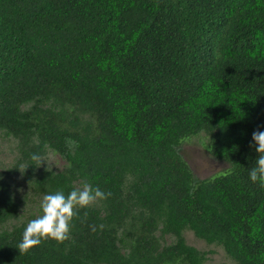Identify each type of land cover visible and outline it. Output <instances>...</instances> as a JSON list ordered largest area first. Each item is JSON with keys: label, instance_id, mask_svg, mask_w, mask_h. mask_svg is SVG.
Wrapping results in <instances>:
<instances>
[{"label": "trees", "instance_id": "1", "mask_svg": "<svg viewBox=\"0 0 264 264\" xmlns=\"http://www.w3.org/2000/svg\"><path fill=\"white\" fill-rule=\"evenodd\" d=\"M257 130L264 0H0V131L32 191L111 193L79 209L69 239L20 254L26 223L2 227L18 204L0 177V264H204L211 250L183 230L264 264ZM200 132L224 164L203 177L182 152ZM48 152L51 171L31 159Z\"/></svg>", "mask_w": 264, "mask_h": 264}, {"label": "rangeland", "instance_id": "2", "mask_svg": "<svg viewBox=\"0 0 264 264\" xmlns=\"http://www.w3.org/2000/svg\"><path fill=\"white\" fill-rule=\"evenodd\" d=\"M207 136L202 132L187 137L183 141L182 152L188 164L199 176H208L223 167V163L213 160L205 148ZM15 139L12 136L5 135L0 131V177L10 183V189L17 201L18 208L15 216L2 224L6 226L16 220L28 223L43 215L41 203L43 196L36 194L30 187L29 179H26L22 171V163L18 161L19 155L16 149ZM48 160V166L57 168L62 160L57 154L48 152L43 156ZM43 164L47 165V162ZM21 170V171H20ZM167 236V235H166ZM165 236V237H166ZM185 241L199 249L211 250L206 253L204 264H233L222 248L218 245L205 243L203 240L195 237L190 230H183ZM172 237L167 236L166 240Z\"/></svg>", "mask_w": 264, "mask_h": 264}, {"label": "clouds", "instance_id": "3", "mask_svg": "<svg viewBox=\"0 0 264 264\" xmlns=\"http://www.w3.org/2000/svg\"><path fill=\"white\" fill-rule=\"evenodd\" d=\"M252 141L259 156L256 161L257 166L250 172V179L253 182L259 180L261 186H264V131H254ZM31 159L36 162V166L47 162L46 171L52 170L46 158L33 154ZM25 169L20 171L23 173ZM110 195L111 193L106 194L88 183H84L82 189H73L67 196L62 191L45 195L41 203L43 215L31 220L26 226L22 242L17 246L20 254H27L30 249L39 246L47 239L63 243L70 238L71 221L78 215L79 209L87 208L97 200H104ZM92 230L95 231L96 228L93 227Z\"/></svg>", "mask_w": 264, "mask_h": 264}]
</instances>
